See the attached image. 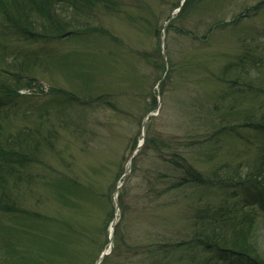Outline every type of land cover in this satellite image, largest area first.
Returning <instances> with one entry per match:
<instances>
[{
    "label": "rangeland",
    "instance_id": "obj_1",
    "mask_svg": "<svg viewBox=\"0 0 264 264\" xmlns=\"http://www.w3.org/2000/svg\"><path fill=\"white\" fill-rule=\"evenodd\" d=\"M186 1L113 0L112 11L100 4L94 29L61 41L0 32L8 62L23 53L44 61L42 91L23 89L0 107L10 133L42 130L44 143L21 181L9 176L18 207L32 217L0 214V264H97L107 251L100 264H206L191 250L149 261L146 230L168 232L164 242L172 246L188 242L201 231L194 209L221 204L222 194L153 199L142 176L155 171L157 178L165 143L208 174L253 162L264 135L240 125L264 113V0ZM224 127L233 133L206 139ZM144 139L145 154L136 156ZM140 189L147 204L138 202ZM123 192L128 211L118 207ZM115 216L130 248L115 250ZM256 219L254 240L264 254V213Z\"/></svg>",
    "mask_w": 264,
    "mask_h": 264
},
{
    "label": "trees",
    "instance_id": "obj_2",
    "mask_svg": "<svg viewBox=\"0 0 264 264\" xmlns=\"http://www.w3.org/2000/svg\"><path fill=\"white\" fill-rule=\"evenodd\" d=\"M191 1L187 0L185 3L189 5ZM100 4L109 11L116 8L113 0H0V32L20 36L26 41L66 40L77 36L80 30L88 32L95 28L89 26L94 22L95 11ZM261 7L257 6L255 9ZM0 48L6 50L7 46L0 44ZM14 57L16 60L8 62L0 52V79L4 80L0 83L1 107L5 105L7 97L20 96V90L37 86L42 91L41 85H37L40 82L37 79V70L44 62L40 55L23 53ZM59 91L54 92L57 94ZM63 95L70 101L76 100L75 95L72 96L73 93ZM98 100H104V97H99ZM253 117L249 116L245 124L240 126L264 135V113L259 120ZM41 125H44L43 122ZM225 132L228 135L233 133L228 127H224L206 139L210 141L216 136H227ZM41 134L42 130L32 131L30 127L16 134L10 133L0 120V214L32 217V214L18 207V197L13 195L9 185L15 186L17 183L14 181L21 179L20 173L26 167L39 162L40 148L44 144ZM49 142L53 143L50 139ZM155 147L162 152L159 143H156ZM165 147L168 151L162 152V166L166 171L161 170L162 166H157V178L150 175L155 171L142 176L151 198L160 199L166 193H178L187 198L203 189L220 192L223 197L219 205H207L200 211L194 209L195 222L192 224L197 226L200 221L201 231L195 233L193 239L188 242L181 240L182 242L172 246L164 242L168 232H154L153 228L146 230V235H152L151 240L149 236L148 238L154 245L147 253L149 261H166L174 251L191 250L198 252V258L206 264H235V261L238 264H264V254L260 252L258 243L254 240L257 235V215L260 211L264 213V144L258 147L257 156L245 168L242 165L235 168L221 165L212 174L197 169L177 150L178 147L174 148L167 143ZM139 152L140 156L145 154L144 150ZM12 174L16 177L14 181L9 177ZM153 181L166 186H156ZM144 192L141 189L137 192L138 202L143 200L147 204L148 197H142ZM120 209L129 210L124 192ZM152 210H155V207H152ZM116 236L118 239H114L115 250L131 247L125 239L123 224L116 227ZM190 259L193 261L195 257Z\"/></svg>",
    "mask_w": 264,
    "mask_h": 264
},
{
    "label": "water",
    "instance_id": "obj_3",
    "mask_svg": "<svg viewBox=\"0 0 264 264\" xmlns=\"http://www.w3.org/2000/svg\"><path fill=\"white\" fill-rule=\"evenodd\" d=\"M115 223H116V222H114L113 225H114ZM102 256H104V255H102ZM101 259H102V257L99 259V261H98L97 264H100V263H101Z\"/></svg>",
    "mask_w": 264,
    "mask_h": 264
}]
</instances>
